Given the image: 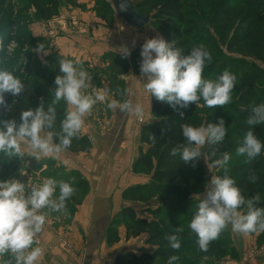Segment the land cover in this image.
<instances>
[{"label":"rangeland","instance_id":"374dc122","mask_svg":"<svg viewBox=\"0 0 264 264\" xmlns=\"http://www.w3.org/2000/svg\"><path fill=\"white\" fill-rule=\"evenodd\" d=\"M59 5V12L51 16L50 18H42L34 6L33 0H0V38L3 39L5 50L0 52V58H3V67L12 71L21 81L25 84V90L29 87L42 88L43 90L51 91L56 85L54 83L55 77L60 74L58 60L62 58L75 60L71 57H65L64 52L68 48H75L74 44L67 41L61 43L60 37L67 34H73L76 38L75 42L86 40V43L92 44L96 42L91 39L94 32L100 29H107V32L111 35L113 31L116 34L114 41L117 43L115 47L118 49L123 45L128 46L130 55L127 58H122V53L119 51L108 54L101 59H91L90 62H81L83 67L88 71L91 80V87L87 89L88 94H94L98 89H108V96L105 101L97 102L94 106L92 114L85 118V126L81 131L83 136L89 139L91 144L89 151L72 153L68 150L59 154L58 157H41L37 160L34 156L28 155L30 149L27 145H22L25 156L15 157L8 159L4 157L6 168H0V181L19 180L25 183L26 188L29 184H40L44 178H54L56 180H64L72 184L76 189L79 185L78 174L83 177L88 183L86 191H78L76 189L75 195L68 201H66V207L68 214L65 215L62 212H50L47 209L44 211L48 213L46 224L42 232L37 236V240L47 243H57L63 253L75 254L74 247L72 246L71 239L69 237V231L61 230L72 225L73 222H79L82 226L86 227L87 232H83L81 228V235L83 243L87 246L89 256L93 258L94 253L98 252L99 257L110 259L111 257L116 263L118 254H128L129 252L141 253L142 251H150L151 248L145 245V237L142 236L137 239L126 240L127 224L121 220L120 213L127 207H132L137 215L147 220L152 219V215L147 210H154L164 206L163 213L168 214L169 217L179 213L182 203L186 204L190 201L196 202L200 200L210 182L212 175H221L222 170L217 168H208L207 164L211 165L208 160L201 158L199 160V167L204 171L205 180L207 185L203 192H194L191 186H188L185 190H182L181 195L185 198L174 195H164L161 193L155 194L150 199L141 203L140 201H134L132 199H125V190L136 186L133 185L138 181H143L148 184L152 182L151 175L144 170L139 173H134V164L132 151H135V143L137 138H140V131L146 126L155 121L150 109V103L152 108V97L144 89V81L140 79V52L143 43L147 39L155 37H163L166 41H169L161 33L160 29L151 23L144 29L137 31L143 32V30L149 32L143 36L137 34L130 35L123 28L117 30L113 24V14H116L110 0H56ZM104 2L109 4L98 5L96 2ZM138 0H135V2ZM141 1V0H139ZM189 2H197L199 10H201L205 17H209L211 20V13L218 11V7L222 0H213V9L207 10L204 8L210 7L209 2L206 0H187ZM206 2L203 6L199 3ZM95 4L93 9L91 4ZM229 3L237 10L255 11L261 14L264 18V1L258 0L247 7L249 3L247 0H229ZM83 4L89 10L81 7ZM191 11L192 4L189 5ZM251 8V9H250ZM144 13L149 12L148 8H145ZM150 13V12H149ZM91 17V19H100L105 21L108 25L98 23L100 28H94L92 24L85 18ZM104 22V23H105ZM211 24V23H210ZM127 26V24H126ZM208 26H199L194 32L195 36L201 39L203 38V44L209 49V44H206L212 37H214V43L218 44L219 36L217 30L211 26V29H207ZM112 28V29H111ZM17 30V31H16ZM188 30L185 26L183 31ZM67 33V34H66ZM99 33V32H98ZM201 35V36H200ZM136 36V40L133 38ZM126 38V39H125ZM103 39H97V42ZM139 40V41H137ZM113 41V42H114ZM44 44V51L39 50V45ZM213 44V43H211ZM224 54L226 53L230 60H243L247 63L254 64V60L248 56H242L238 54H229L226 47H220ZM225 54V55H226ZM212 60L217 64L221 62H227L226 58L222 56L220 59L216 58L214 52H212ZM215 55V56H214ZM211 60V61H212ZM210 61V62H211ZM229 65V61H228ZM257 66V65H256ZM264 69V65H260ZM233 65L230 64L227 69L235 73ZM251 68V65L249 69ZM224 71V70H223ZM242 74L238 73L236 87L232 92V97L237 99L241 96V86L248 75V68H243ZM236 75V74H235ZM214 80H216V73H212ZM239 85V87H238ZM264 86V81L261 88ZM132 88V89H131ZM140 88L141 93H136ZM131 90V91H130ZM258 93V91H257ZM259 94V93H258ZM140 97V98H139ZM12 99L10 94H5L6 101ZM125 99H130L132 102L140 103L143 105L144 113L143 118L138 119L135 115L121 114L118 110L109 109L107 104L112 100L122 102ZM203 104V100L199 102ZM217 108L213 111L216 113L221 109ZM3 107H0V120L4 117L2 113ZM209 108L198 107L197 115L201 116L199 123L207 125L208 123H215V120L210 119L208 111ZM212 111V112H213ZM214 112V113H215ZM213 115V114H212ZM211 115V116H212ZM225 119L224 117H222ZM235 140L236 136H235ZM114 143V144H113ZM207 150L203 149L205 156H207ZM139 155V150H137ZM233 159H236V153L232 154ZM114 162L111 161L112 157ZM139 157V156H138ZM137 160V159H136ZM72 166V167H71ZM79 167L84 168V172L79 170ZM77 172V174H75ZM230 175V174H229ZM231 176V175H230ZM134 177H139L138 181H134ZM232 177V176H231ZM90 181V182H89ZM59 195V188L57 187L54 199ZM187 199V200H186ZM190 203V202H189ZM191 204V203H190ZM194 204H192L193 206ZM186 211L182 214V220L188 218L189 214H194L195 208L183 207ZM191 212V213H190ZM180 219H175V221ZM191 220V219H190ZM189 220V221H190ZM65 225V227L63 226ZM49 226L51 229H49ZM96 230L94 232L95 228ZM104 228V232L101 233L100 229ZM67 229V228H66ZM118 232L120 236V242L108 245V239L112 230ZM179 234H186L188 239L195 236L194 233L188 228H183V232ZM255 234L244 236L242 234H236L231 231V228L224 230V239L227 238L228 243L226 247H233L238 252L239 260L243 263L257 262L264 254V243L257 244ZM187 239V240H188ZM239 243H242V247L235 248ZM35 247V245H34ZM241 252H239V251ZM86 249L83 250L85 253ZM195 251V250H194ZM189 253V264L192 261L200 260L199 264H203L204 261H212V264H233L239 263L231 257L230 253L223 258L216 256H202L200 252ZM128 252V253H127ZM87 255V254H86ZM185 255V254H184ZM202 256V257H199ZM216 257V258H215ZM88 258V257H87ZM90 258V259H91ZM264 258V255L261 257ZM3 258H0V264H3ZM264 259L261 261L263 262ZM149 264H164L161 260Z\"/></svg>","mask_w":264,"mask_h":264},{"label":"clouds","instance_id":"9594fccd","mask_svg":"<svg viewBox=\"0 0 264 264\" xmlns=\"http://www.w3.org/2000/svg\"><path fill=\"white\" fill-rule=\"evenodd\" d=\"M123 4L121 9L126 8ZM45 45L40 44L39 50L44 51ZM5 50L4 41L0 38V52ZM122 58L130 55L127 47L121 49ZM140 79L144 89L157 101L166 103L181 118L182 109L195 104L198 107L218 108L231 103L232 92L236 87L237 77L225 69L216 80L205 79L203 76L206 61L212 60L210 51L200 44L188 54L169 43L163 37L147 39L140 52ZM0 58V65H3ZM60 74L55 77L56 87L52 90L53 98L47 110L43 102L35 108L23 110L19 123L15 119L0 120V154L8 159L24 157L22 145L30 149L28 155L37 160L41 157L56 158L60 153L72 146L74 138H79L85 126V118L92 114L97 102L105 101L108 89H98L88 94L92 77L80 61L62 58L57 62ZM25 84L12 71L0 66V107L10 110L5 94L12 97L21 96ZM203 100V104L199 102ZM65 102L64 118L60 122L59 133L52 131L57 118L56 105ZM109 109L118 110L121 114L135 115L143 118L144 108L140 103L130 99L122 102L112 100L107 104ZM247 125L242 142L236 148L237 156H246L247 161H254L264 150L262 142L252 129L264 124V103L249 105ZM184 143L172 147L169 155L179 157L184 164L191 162L196 167L203 158L212 160L208 168H217L223 175H212L204 196L200 199L188 228L197 237L198 247L202 252L209 250L210 243L217 240L221 233L231 231L244 236L264 233V207H259V194L246 198L229 175L228 164L232 155L225 151L218 156V145L226 135L227 128L223 118L216 123L193 126L188 123L181 125ZM58 138V143L54 141ZM149 140L154 144L155 136ZM211 148L205 156L203 149ZM249 182H256L258 176L253 173ZM57 187L59 195L55 199ZM76 189L71 183L54 178H44L40 184H29L19 180L0 181V258L9 256L4 264H38L43 249L38 245L37 236L42 232L48 213L62 212L67 215L66 201L75 195ZM183 232L178 228L177 233ZM171 249L181 248L178 234L165 236ZM179 259L172 255L168 264Z\"/></svg>","mask_w":264,"mask_h":264},{"label":"trees","instance_id":"16d2710c","mask_svg":"<svg viewBox=\"0 0 264 264\" xmlns=\"http://www.w3.org/2000/svg\"><path fill=\"white\" fill-rule=\"evenodd\" d=\"M132 1L135 2V0ZM206 1L209 2L210 7L206 8L207 5H205L204 8L207 10L213 9V0ZM247 1L249 2L247 7H249L253 2L258 0ZM33 3L38 14L44 19L50 18L59 12V5L56 0H33ZM96 3L98 5L105 4L101 1ZM135 3L137 9L143 15L151 17V24L160 29L165 38L169 40L168 42L181 48L184 54H188L192 48L203 44L202 36L200 35L201 39H199L198 36L194 35L197 27L208 26L206 28L211 29L210 27L213 26L217 30L219 36V40H217V42L219 41L218 44L213 42L215 39L212 37L206 43L209 44V49L205 44L203 45L211 54L214 52L216 58L220 59L222 56L227 57V62L217 64L213 60L211 62L206 61L203 73L205 79L214 80L212 73H216L218 78L223 73V70L227 69V67L229 68L230 64L237 71L234 73L236 77L238 73L242 74L241 70L243 68H248V75H246V79L241 86V96L237 99L232 97L231 103L223 106L217 113L213 111L217 108H209L208 110L209 114H213L212 116L210 115V119L215 120V123L218 119L224 117L225 127L227 128V135L224 141L218 145L219 151L217 158H219L220 153L225 151L235 154L236 148L240 145L246 131L250 128L246 123L249 116V111H247L249 105L264 103V86L261 88L264 81V69L258 66V63L264 65L263 16L255 11L237 10L229 3V0L221 1L218 11L211 13L212 18L210 21L208 20L209 17L206 18L204 13L199 10V5L196 4L197 2H189L187 0H138ZM205 3L202 1L199 4L203 6ZM191 4L192 9L188 11L190 9L188 7ZM105 5L108 6L109 4L107 3ZM145 8H148L150 13H144L143 10ZM185 26L188 27V30L183 31ZM221 46H225L229 54H238L252 58L255 61L254 64L252 65L243 60L228 59L229 57L226 53V55L224 54L220 48ZM250 65L251 68L249 69ZM52 98V90L48 91L42 88L29 87L21 96L10 98L6 101L10 110H6L3 107L2 113L4 117L1 120L15 119L19 123L21 111L29 108L35 109L41 102H43L45 110H47V106L51 104ZM56 108V123L51 130L59 133L61 131L60 122L64 118V110L66 108L65 102L61 101L60 104L56 105ZM197 108L198 106L192 104L188 109H182L181 111L184 112V116L181 118L169 105L157 101L155 97H152L151 112L155 121L146 125L140 133L142 146L139 148V157L133 166L134 173H139L142 170L149 173L152 182L133 186L125 190L123 194L125 199L145 203L151 196L158 193L174 195L183 199L185 197L181 195L182 190H185L188 186H191L194 192L204 191L207 182L205 180V174H203L204 171L199 167L200 162H198L196 167H192L191 162L184 164L179 157L169 155L172 147L185 142L181 131L182 124L188 123L193 126L202 125L199 123L201 116L196 114ZM252 130L264 142V124L256 125ZM150 135L155 136L154 144L149 140ZM235 136L237 140H235ZM54 141L59 142L56 137H54ZM90 146L89 139L80 133L79 138H74L72 146L67 150L72 153L86 152L89 151ZM210 151L211 148H208L207 154ZM208 162L211 164L212 160H208ZM1 167L6 168L2 154H0ZM228 168L229 174L236 181L237 186L240 187L242 194L246 198L259 194L261 203L258 206L264 207V150H262L260 156L251 162L247 161L246 156H239L236 159L232 158L228 164ZM253 173L258 176V180L254 183L249 182L248 179ZM221 175H223V171ZM77 177L80 181L76 189L78 191H86L88 182L80 174ZM188 201L191 204L189 202L186 204H184L185 202L182 203L180 212L171 217L163 213L164 206L154 210L149 209L147 211L152 215V219L150 220L139 217L132 207L125 208L120 213V217L127 224L126 240L129 241L144 236L145 245L151 248V250H145L140 254L129 252L125 255H119L116 258L115 264H149L157 260L168 264V260L172 255L179 257L174 264H189L188 255L194 250V252H200L199 255L216 256L218 258H223L230 253L232 258L239 260L237 250L230 246L229 248L226 247L228 240L223 237L224 231L217 240L210 243L207 252H202L199 249L196 236L188 239L189 236H186V234L177 233L178 228H187L190 222L189 220L193 216V214H189L188 218L182 220V214L186 209L184 208L183 211L181 209L185 206L197 209L200 200H196V202ZM192 204L194 205L192 206ZM177 218L180 220L175 221ZM111 232L113 233L110 234L108 245L119 243L120 236L118 232L114 229ZM169 234H178L180 236L181 248L178 251L171 249L168 241L165 240V236ZM256 241L257 244L264 243V233L258 234ZM9 258V256H5L3 264ZM199 263L200 260L190 262V264ZM203 264H212V261H204Z\"/></svg>","mask_w":264,"mask_h":264},{"label":"crops","instance_id":"0c3cea01","mask_svg":"<svg viewBox=\"0 0 264 264\" xmlns=\"http://www.w3.org/2000/svg\"><path fill=\"white\" fill-rule=\"evenodd\" d=\"M94 5L95 4L93 3V4H91V8H90V6L87 8V4H86V7L83 4H81V7L86 8L88 10H89V8L94 10L93 9ZM85 18L92 24V26L95 29L100 28V26H97L98 23L108 25L105 21H102L100 19L95 18V22H94V19H91V17H85ZM113 21L114 22L112 25H114L118 31L121 30V28H123L125 30V32H127L130 35H132V33H133V35H135V33H136L137 37L141 34L145 35V34L149 33V32L146 33V31H148V30H143V32H137L136 30L132 29L128 25L126 26V22L123 21L122 19H120L116 14H113ZM143 35H141V36H143ZM74 37L75 36L73 34H71V35L67 34V35L61 36L59 38L62 44H64L63 41L64 42L67 41L71 44H74V47H75V48H73V47L68 48V50H66L64 52V56L65 57H71V58L78 60V61H81L83 63L84 62H90L91 59H101L108 54L115 53L116 51H119V54H120V53H122L121 52L122 48H124V47L128 48V46H126V45H123L119 49L117 47H115V44L117 43L116 41H114L116 34L113 31V34L111 35L110 33L107 32V29H102L101 31L99 29V30H97V32L93 33V35L91 36V39H94L96 41L93 43V45L86 43V40L82 41L81 38H80V42H75L76 38H74ZM133 38L135 40L137 39L136 36H134ZM97 39H103V40H100L97 42ZM137 41H139V40H137ZM136 93H139V94L141 93L140 88L137 91H135V95H136ZM149 110L152 111L151 110V103H150V109ZM140 133H141V131H140ZM141 146H142L141 140H140V138H137V142L135 143V149H134L135 151H132L134 153V155L132 156L133 157V160H132L133 163L138 158L137 150H139V148ZM113 158L115 159V157L113 156L111 158L112 162L115 161V160H113ZM79 170L84 173V175L87 177V179H89V177L84 172V170H85L84 168L79 167ZM137 178H139V177H134V181H138L139 179H137ZM144 184H146V183H144L141 180V181L134 183L133 185L137 186V185H144ZM63 226L65 227V225H63ZM82 227H83V232L86 233L87 232L86 227L82 226V224L80 222H79V224H77V222H73L72 225L66 227L67 229L61 228V230L69 231V237L68 238L71 239L72 246L74 247V250H75V254H67L66 252L63 253L62 250L60 249L59 245H58L57 240H56L57 243H47V242H41L40 240H37L38 245H35V246H39L43 249V255L40 258V260L38 261V264H115L112 257L110 259L99 257L98 252H97V255H96V252L94 253L93 258H91L89 256L91 251L88 252L87 246L83 243L82 237H84L85 234L81 235V228ZM49 229H51L50 226H49ZM96 230H99V227H98V229L95 228L94 232H96ZM100 230H101V233L104 232V228L100 229ZM238 246L242 247V243H239L235 248L239 249ZM85 249H86V251H85V253H83V250H85ZM137 254H139V253H137ZM118 255H125V254H123V252L122 253L120 252ZM263 255L264 254H262L261 257ZM261 257L259 259H261V261H262L264 258H261ZM261 261L258 260L257 262H250V263L244 262L243 263L241 260H239V261H237L239 263L234 262L233 264H264V261L263 262H261Z\"/></svg>","mask_w":264,"mask_h":264},{"label":"water","instance_id":"95a60500","mask_svg":"<svg viewBox=\"0 0 264 264\" xmlns=\"http://www.w3.org/2000/svg\"><path fill=\"white\" fill-rule=\"evenodd\" d=\"M116 15L136 31H140L151 23V17L143 15L132 0H110ZM126 4L125 9H121Z\"/></svg>","mask_w":264,"mask_h":264}]
</instances>
